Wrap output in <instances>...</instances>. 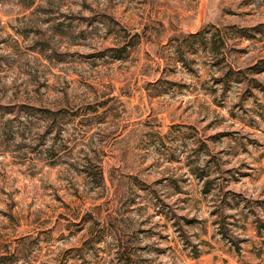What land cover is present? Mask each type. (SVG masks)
Masks as SVG:
<instances>
[{
    "label": "rangeland",
    "instance_id": "rangeland-1",
    "mask_svg": "<svg viewBox=\"0 0 264 264\" xmlns=\"http://www.w3.org/2000/svg\"><path fill=\"white\" fill-rule=\"evenodd\" d=\"M0 264H264V0H0Z\"/></svg>",
    "mask_w": 264,
    "mask_h": 264
}]
</instances>
